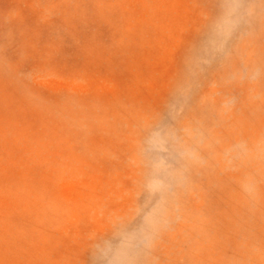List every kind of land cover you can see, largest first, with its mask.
<instances>
[{"label":"rangeland","instance_id":"374dc122","mask_svg":"<svg viewBox=\"0 0 264 264\" xmlns=\"http://www.w3.org/2000/svg\"><path fill=\"white\" fill-rule=\"evenodd\" d=\"M0 264H264V0H0Z\"/></svg>","mask_w":264,"mask_h":264}]
</instances>
